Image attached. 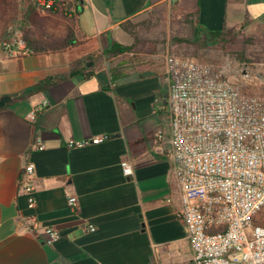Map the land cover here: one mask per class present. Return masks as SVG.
I'll return each mask as SVG.
<instances>
[{"label": "crops", "instance_id": "obj_1", "mask_svg": "<svg viewBox=\"0 0 264 264\" xmlns=\"http://www.w3.org/2000/svg\"><path fill=\"white\" fill-rule=\"evenodd\" d=\"M77 6L84 43L48 54L0 51V264H195L169 157L165 63L114 61L125 53L108 49L113 42L135 44L131 23L174 11L198 34L247 22L264 28V0H78ZM96 136L106 139L69 146ZM125 159L133 164L129 177ZM29 163L34 206L22 185ZM70 195L78 196L77 211ZM50 226L61 233L53 244L46 242Z\"/></svg>", "mask_w": 264, "mask_h": 264}, {"label": "built area", "instance_id": "obj_2", "mask_svg": "<svg viewBox=\"0 0 264 264\" xmlns=\"http://www.w3.org/2000/svg\"><path fill=\"white\" fill-rule=\"evenodd\" d=\"M43 12H69V0H32ZM18 47L25 49L23 39ZM4 49L12 51L10 44ZM169 81L171 151L195 264H264V98L242 92L225 65L190 57L165 58ZM245 76L249 75L244 72ZM36 111L31 113L35 118ZM162 138V132H159ZM106 136L84 138L70 147L100 143ZM123 173L133 175L130 160ZM33 163L26 165L22 185L35 198ZM69 207L80 208L76 195ZM90 230L95 227L90 224ZM46 242L61 237L56 227L45 228Z\"/></svg>", "mask_w": 264, "mask_h": 264}, {"label": "rangeland", "instance_id": "obj_3", "mask_svg": "<svg viewBox=\"0 0 264 264\" xmlns=\"http://www.w3.org/2000/svg\"><path fill=\"white\" fill-rule=\"evenodd\" d=\"M11 2L0 51L5 50L4 44H10L11 50L17 52L18 40L22 39L19 29L21 21L33 1ZM48 18L53 31L64 28L65 20L62 17L50 15ZM131 27L136 36L135 44L131 51L113 57L114 61L121 60L132 65L142 62L161 64L165 63L168 55H174L225 65L229 78L242 92L264 98V28L261 26L247 22L239 28H225L221 36L214 37L198 34L189 22L178 19L174 11L161 16L151 15L144 21L131 23ZM258 221L264 223V211Z\"/></svg>", "mask_w": 264, "mask_h": 264}, {"label": "trees", "instance_id": "obj_4", "mask_svg": "<svg viewBox=\"0 0 264 264\" xmlns=\"http://www.w3.org/2000/svg\"><path fill=\"white\" fill-rule=\"evenodd\" d=\"M78 0H69L67 7L69 12L64 10L53 11L48 10L43 12L34 2L30 4L28 13L24 20L21 21L20 30L22 39L25 43L26 51L33 54H48L53 52H62L70 47L78 46L86 41V36L82 35L78 29L80 10L77 6ZM11 0H0V43L1 37L5 32L4 25L8 21V13L11 9ZM59 16L65 20L63 29L53 31L50 29L48 16ZM224 30L210 32L209 34L217 37L223 34ZM133 45H123L118 42H113L108 49L110 54H121L131 51ZM48 81L42 82L37 86L38 89H43L48 85ZM264 224V223H263Z\"/></svg>", "mask_w": 264, "mask_h": 264}]
</instances>
